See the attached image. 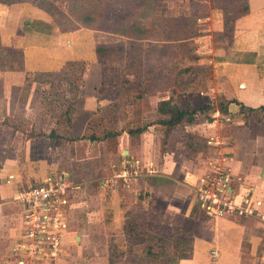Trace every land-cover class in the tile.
Listing matches in <instances>:
<instances>
[{
  "label": "crops",
  "instance_id": "0c3cea01",
  "mask_svg": "<svg viewBox=\"0 0 264 264\" xmlns=\"http://www.w3.org/2000/svg\"><path fill=\"white\" fill-rule=\"evenodd\" d=\"M39 1L29 3L33 6V18L17 19L22 24L23 32L17 31L15 34L23 37V40L38 41L40 44H34L37 46L58 44L64 48L68 42V46L74 50L73 58L86 61L87 72H95L100 82L107 63L106 58L96 52L98 44L113 45L136 41L138 61H148L143 57L151 58L154 56L152 53L160 52L159 47H165L167 50L165 49L162 57L168 59L170 56L172 59L176 55H183L195 62L194 65L186 66L191 67V71L186 73L196 71L201 74L210 70L213 80L208 90H202L205 96H184L191 97L186 98L189 100H202L205 104L218 103L219 97L233 100L229 103V111H215L216 116L209 124L206 121L208 118L201 115L197 122L186 124L185 128L206 140L214 135L222 141L220 147L231 158V191L237 195L244 190L250 191L254 199L263 201L261 211H264V136L262 135V139L260 135H250V131L243 125L244 112L241 111V103L247 107L264 104V76L259 72L261 66L264 72V0H247L249 10L235 16H230L231 7L203 0L204 9L197 11V32L190 38L161 40L156 35H146L133 40L123 34L105 31L103 41L96 40V32L99 30L94 27L83 25L63 31L53 23L52 15L39 6ZM184 1L188 6L185 4L180 8L167 5L162 16L185 17L192 14L189 4L191 1ZM30 11L32 10L27 12ZM35 20L42 22V30L31 27ZM14 23V18L0 15L2 44L11 46L2 36L4 28H9ZM47 24L52 25L50 31L45 30ZM148 26L151 30L160 28L159 25L153 27V23ZM86 42L89 47L84 46ZM143 48L148 49L143 51ZM49 60L50 57L45 64ZM40 62L41 56L36 59L38 65ZM27 66L25 54L24 69ZM186 67L175 71L179 74ZM171 69L169 65L165 68L156 66L151 75L158 76V72L159 75L162 73L163 76L173 77L175 75L170 73ZM21 70L14 69L8 71V74ZM139 72L141 74L142 71ZM126 73L129 77L134 76L131 71ZM110 91L118 92L117 89L87 91L86 103L89 111H97L98 114L100 110L104 111L103 108L112 105L124 107L123 115L101 114L108 128L120 131L117 136L91 139L87 136L89 122L84 125L82 123L81 133H76L80 124L77 115L72 114L69 122H56L52 131H44L40 136H26L30 141L44 139L45 145L39 149V154L28 150L24 156L18 151L9 156L1 173L3 178L0 179V264H16L12 248L19 240L23 222L22 206L14 199L18 190L30 183L44 182L49 176L59 174L81 181L67 195L70 213L66 246L77 248L84 257L90 251H99V247L104 245L106 256H98L100 261L95 262L96 264H112L114 244L120 243V253L126 251L130 245L124 229L126 213L136 206L148 208L145 204L148 198H151L153 208L157 210L160 207L163 212L168 213L160 221L172 227L176 234L181 233L183 226L189 225L186 233L193 238L192 254L180 259L178 264H257L258 256L264 253V219L258 215L212 217L204 212L198 201L197 179L207 170L213 148L208 147L207 151L190 155L178 131L171 134L166 145L163 144V129L156 123L157 108L162 99L170 97L171 89L156 90L143 97L141 100L146 103L132 111V114L137 111L135 117L128 113L130 106H133L128 100L119 104L109 95L99 96L100 92ZM225 116L230 119H224ZM109 119H112V123H109ZM133 120L135 128L146 126L145 130L129 133L124 126ZM227 125L231 127L226 129ZM51 133L55 136H50ZM16 157L18 162L14 164ZM20 159L24 160L22 165L19 164ZM135 162L140 163L142 172L137 177L125 180L122 175L125 174L124 167H127V163ZM10 174L13 178L6 180ZM103 238L107 240L101 244L99 239ZM67 258L68 256H63L47 264H71L72 261Z\"/></svg>",
  "mask_w": 264,
  "mask_h": 264
},
{
  "label": "rangeland",
  "instance_id": "374dc122",
  "mask_svg": "<svg viewBox=\"0 0 264 264\" xmlns=\"http://www.w3.org/2000/svg\"><path fill=\"white\" fill-rule=\"evenodd\" d=\"M22 1L24 3L18 2V0H0V15H6L15 19V23L11 27L4 28V34L2 36L11 46L2 43L1 45L4 47L15 46L13 48L21 47V49L23 50V64L25 54L26 61L28 63L26 69H24L23 67L22 70L19 69L21 70L19 72L8 74V71L14 69L10 70L5 68V66L10 64V59L7 58V52L0 51V55L2 57L1 61L3 63L2 67L0 66L2 70L0 71V179L3 178V176L1 177V173L3 171V168H5V166L7 165L8 158L12 155V153L18 151L24 156L25 153H28V150H32L35 154H39V149L43 147V145H45L44 139H40L38 137L39 139L30 141L26 136H33L34 134H39L44 131H52L56 127L54 126L56 122L57 124L61 122H69L68 119L72 114H74V116L77 115V120H79L80 124L77 128L76 133H81L80 131L82 123L83 125L84 123L88 122L98 123L102 113H105V115H108L110 113H121L122 115L124 114V107L119 108L111 104L112 106L103 108L104 111L100 110L99 115L93 116L92 112L88 110V104L86 103L88 97L86 95L87 91L91 92L93 89H117L118 92H100L99 96H103L105 94L109 95L110 97H113L115 101H118L119 104L124 102V100H128V103L130 104V100L132 99L131 94L126 93L125 91L120 89H125V86L122 84V79H124V77L126 76L125 72H121V69L125 67V62L128 59H131L132 62H135L134 59L137 58L136 54L134 55L132 53V51L137 50V45H135L133 41L121 42L116 46V51L111 54L108 53L104 55L107 63L106 67H108V77L106 78H110L114 74H118V81H121V84L118 86H114L112 84L102 85L100 79L97 77V75H95V72L92 74L91 72L89 73V71L87 72L88 68L86 61H78L76 58H73L74 50H72V48L68 46L70 45L68 42L67 44L65 43L66 46L64 48L58 46V44H54V42V45L37 46L34 44H40L38 41L23 40V37L15 34L17 31L23 32V30H21L22 24H19L17 19L22 17H28V19H31L33 18L34 14L33 6L30 5H32L36 0ZM41 1L42 0H40V2ZM98 1L99 0H46V3L52 2L54 4V10L59 11L57 12V14H59L56 15V17L58 16L65 21V27H73L68 30H63L66 32L79 26H88L89 24L92 25L90 22L84 23L83 17L85 14L90 13L89 10L92 11L94 9V4ZM105 1L112 3L107 6L103 5L105 6V8H108L110 6H114L115 4L113 3L117 0ZM190 1L191 2H189V4L192 10L191 13H196L197 11L201 12L204 9L205 4L202 3L203 0ZM222 1L223 0H211L212 4H214L215 2L216 4L220 5L224 4L228 8L231 7L229 11L230 16H235L236 14H238L241 10L242 3H244V1L242 0H224L226 1L225 3H223L224 1ZM121 4L127 7L123 15H117L115 12L111 11V8H108V11L110 10L109 18L106 19V22L102 21L99 22V24L101 26H105L106 23L109 26L110 24H114L118 21H123L124 19L127 23L143 22L145 26L146 24L148 25L153 21H160L165 23L166 21L164 18H166V16H162L164 15V8H167V5H170L171 7L176 6L181 8L185 6L186 2L184 0H121ZM186 5L188 6V4ZM141 7H143V9L135 10V8L140 9ZM29 10L32 11L27 12ZM91 15L94 16V14ZM51 19L53 20V23L56 21L55 18ZM40 23L42 22L38 20H35L33 22L34 25H38ZM43 26V24H40L37 28L42 30ZM96 30H99L96 32V40L103 41L105 30L98 28H96ZM148 32L152 33L154 36L163 34L162 31L158 30L157 28L149 30ZM122 45H126L128 49L123 51L121 49ZM84 46L89 47L87 42L86 45L84 44ZM145 49L148 48H143V51ZM152 54L154 56H151V58L143 57V59L148 61L152 59L155 62L159 61V59H165V63L171 66V68L173 69L170 70V73H173L174 75L177 74L175 71L176 69L178 70L179 68L186 67L190 64L194 65L195 63L192 60H188L183 55H181L182 57L176 55V57H173L172 59H170L171 57L169 56V58L167 59V57H162L165 52L160 51L159 53ZM160 54L161 56L159 57ZM40 56L41 62L38 65V63H36V59H39ZM49 57V63L45 64L47 58ZM17 60H20V57L16 56L15 62H17ZM261 68L262 66L259 67V72L262 76H264V72ZM115 70H118V72H115ZM197 75L201 76L199 78H195L196 81L190 83V80H193ZM211 77L212 74H210V70H207V72L203 71L201 72V74L193 71L190 73L182 74L178 78L174 76L163 78L160 80V83L153 82L151 85H148V87L149 89L158 90L182 89V86L184 84L183 87H186V94H194L199 98H203L205 95L204 91L202 90H208L209 84L212 83L213 80L211 79ZM127 78H129L131 81L132 79H134L133 76ZM176 80H180L182 82L180 86H178ZM260 80L262 81V78ZM241 86L244 87V84H242ZM127 87L129 89H135V86L132 84H128ZM121 93H123V95H121ZM186 98L191 97L186 96ZM223 99L225 98L219 97L218 100L220 101ZM142 100H140L137 104L132 103L133 106H130V112L128 113L132 114V111L135 108L141 107L142 103H146ZM216 104L217 103L214 102V106H216ZM214 113L215 111L213 112V114ZM132 116L135 117L136 112H134ZM109 120V123H112V119ZM243 121V125L248 128H246V130L250 131V135L252 137L260 135V137L262 138L264 136V118L260 119L259 116L256 115V113H245ZM227 127L230 128L231 125L225 126L226 129H228ZM241 135L244 134L242 133ZM17 162L18 158L16 157L14 164H16ZM23 162L24 160L20 159L19 164L22 165ZM11 178H13V175L10 174V176L8 175L5 179L7 180ZM1 182L2 181H0V183ZM145 204L147 205L148 209L153 211L158 216L157 218L160 219L163 218V216L167 217L168 213L163 212L160 207H157V210L152 207L151 198H148L145 201ZM136 207L134 208L140 211L141 208ZM188 226V224L183 226L181 233L178 232V234L180 233L179 235L181 236H187L186 229L189 228ZM168 227L160 226L161 229H168ZM169 228L174 231L172 227ZM99 240L101 244H103V242H106L107 239L103 238ZM149 243L150 242L145 241L144 243L139 244L140 246L138 247V249H136V251H133V253L125 254L124 257H121L119 252H117L119 250H122V248L120 247L119 250L117 248V251L115 252L116 254L112 256L115 264H164L168 261L169 262L167 264H174L175 261L173 260H177V257L180 254L179 251L175 252L172 245L169 246L168 244L165 255H160L159 257L147 255L146 252H144V248L147 247ZM114 245H120V243ZM65 249V256H68V261H72L71 264H96L100 261L98 259V256H106V252H104V245H102V247H99V251H90V254L87 253V255H85L84 257H82L81 252L73 246H70V248L66 246Z\"/></svg>",
  "mask_w": 264,
  "mask_h": 264
},
{
  "label": "trees",
  "instance_id": "16d2710c",
  "mask_svg": "<svg viewBox=\"0 0 264 264\" xmlns=\"http://www.w3.org/2000/svg\"><path fill=\"white\" fill-rule=\"evenodd\" d=\"M237 1V0H236ZM244 3L241 5L240 12H247L249 10L248 2L247 0H242ZM144 2V1H143ZM112 3H109L105 0H99L97 3L94 4V9L92 11L89 10V14H85L83 17V22L87 23L90 22L92 25H88L90 27L103 29L105 31L114 32L123 34L125 36H128L130 38H133V40H136V38H142L141 36H154L152 33H149L148 31L151 30L146 24V26L141 23H127L124 19L123 21H118L114 24H110L109 26L105 23V26H101L99 22L105 21L110 16V10L108 11V8H111V11L115 12L117 15L121 14L123 15L126 11V6L121 4V0H117L113 4L114 6L106 7L107 5H110ZM105 5V6H103ZM39 6L43 8L45 11H47L49 14L52 15L53 18H55L54 24L56 26H59L62 30H68L73 27H65V21L61 19L60 17H56L57 12L54 10V4L52 2H47L46 0L39 1ZM140 9L135 10H141ZM61 13V12H60ZM64 13V12H63ZM91 14H94L92 16ZM115 14V15H116ZM199 14L192 13L189 16L185 17H166L165 23L160 21H153V25L160 28L158 30H161L163 34H159L158 37L161 38V40L166 39H183V38H190L193 35L196 34L197 30L195 29V24L197 23ZM161 18V17H160ZM98 23V25H97ZM42 24V23H40ZM32 24L31 27H39V25ZM159 25V26H158ZM52 29L51 24H47L45 26L46 31H50ZM0 35H1V29H0ZM135 45H137L136 41H133ZM120 44V43H119ZM118 44L113 45H106V44H98L96 46V52L97 54L104 56L108 53H113L116 51V46ZM121 49L123 51L127 50L128 47L126 45H122ZM154 50L156 47L153 48ZM165 47H159L158 50L161 52H166ZM0 51L1 52H7V58L10 59V64L5 66L7 69H22L24 67L23 64V50L21 48H13V47H4L1 45L0 42ZM137 50L132 51V53L135 55ZM13 54V55H12ZM130 54V53H129ZM20 57V60H17L15 62V58ZM137 57V54H136ZM193 57L198 58V56L193 55ZM1 55H0V66L2 67L3 63L1 61ZM135 62H132L131 59H128L125 62V67L121 69V72H125L124 79H122V84L125 86V92L131 94L132 99L130 100V103L137 104L143 97L151 94L152 92H155L158 89H149L148 85H151L153 82H159L163 78H166L167 76H163L162 73L158 76L151 75V71L154 70L156 66L165 68L168 66L164 60L159 59V61H138L137 58L134 59ZM108 67H105L102 71V85L105 84H112L114 86L120 85L121 81H118L119 75L114 74L110 78L107 74ZM126 71H131L134 76L132 81L127 78ZM139 71H142L141 74ZM191 71V67H186L183 69L179 74L177 73L174 77L178 78L182 74ZM115 72H118V70H115ZM154 72V71H153ZM192 80V79H191ZM196 81L195 77L191 81ZM178 86L182 83L180 80H176ZM189 83V82H188ZM128 84H132L135 86V89H129L127 87ZM123 86V88H124ZM184 86V84H183ZM182 89H171V95L167 99H162L158 104V119L156 120V123L163 129V144L166 145L169 142V138L171 137V134L174 131L180 132L182 136L183 143L185 145V148L187 152L190 155H195L200 151H207L208 150V143L206 138L202 137L201 135L188 131L185 128L186 124L195 123L199 120V117L201 115H204L209 120L213 119V112L219 111L220 113H227L229 111V103L233 100H227L223 99L218 101L217 105L214 106V104L209 103L205 104L202 100H189L184 97L186 94V87H183ZM241 111L244 112V114H251L256 113V115L259 116V118H264V104L258 106V107H247L243 103H241ZM137 112V111H136ZM93 116L99 115L97 111L92 112ZM133 121H129L127 125L124 126L128 130L129 133H138L143 130H145L146 126L144 127H136L132 124ZM88 133L87 136L91 139H97L101 138V136H117L120 131L110 129L106 126L104 119L100 117V120L98 123L89 122L88 127ZM43 132L39 133L38 136L42 135ZM50 136H55L52 133ZM86 136V135H85ZM140 209L137 210L135 208H132L127 211L126 213V221L124 229L127 234L128 241L130 243L129 247L126 249V251L119 252L117 251L118 245H113L112 253L113 256L116 254L115 252H119L120 256L123 257L125 254L133 253V251H136L139 244L144 243L145 241L150 242L147 247L144 248V252H146L147 255H152L154 257H159L160 255H165L167 245H172L175 252H180L179 256L177 257V260L174 264H178L180 259L190 257L192 254V241L193 238L191 236H181L179 234H176L174 231H172L166 223H163L160 221L158 216L151 211L148 208L138 206ZM137 208V207H136ZM205 212V211H204ZM206 213V212H205ZM207 214V213H206ZM153 216V217H152ZM159 223V224H158ZM160 226H167L168 229H161ZM169 262V261H168ZM167 262V263H168ZM111 263L115 264L114 259H111ZM164 263V264H167Z\"/></svg>",
  "mask_w": 264,
  "mask_h": 264
},
{
  "label": "built area",
  "instance_id": "2783aa9c",
  "mask_svg": "<svg viewBox=\"0 0 264 264\" xmlns=\"http://www.w3.org/2000/svg\"><path fill=\"white\" fill-rule=\"evenodd\" d=\"M215 116L216 113L213 114ZM223 118L230 119L228 116ZM206 121L209 124L211 120ZM207 143L209 148H213V153L207 170L199 175L196 183L201 208L212 217L258 215L264 219L262 200L254 199L248 190L238 195L231 191V158L220 147L222 141L210 135ZM126 165L125 174H122L125 180L142 172L139 162ZM80 183L73 177L59 174L18 190L14 199L22 206L23 222L19 240L12 248L16 264H47L65 256L70 207L67 195ZM257 264H264V253L258 256Z\"/></svg>",
  "mask_w": 264,
  "mask_h": 264
}]
</instances>
